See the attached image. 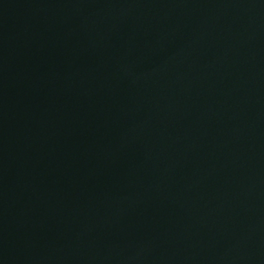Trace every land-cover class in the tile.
<instances>
[{"label":"water","instance_id":"obj_1","mask_svg":"<svg viewBox=\"0 0 264 264\" xmlns=\"http://www.w3.org/2000/svg\"><path fill=\"white\" fill-rule=\"evenodd\" d=\"M0 264H264V0H0Z\"/></svg>","mask_w":264,"mask_h":264}]
</instances>
